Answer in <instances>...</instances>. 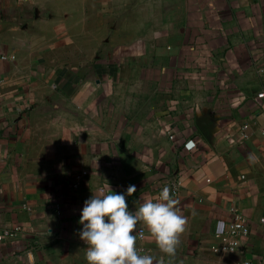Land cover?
Masks as SVG:
<instances>
[{
  "label": "crops",
  "instance_id": "1",
  "mask_svg": "<svg viewBox=\"0 0 264 264\" xmlns=\"http://www.w3.org/2000/svg\"><path fill=\"white\" fill-rule=\"evenodd\" d=\"M97 1L114 23L100 17L94 34L80 15L93 1L68 0L67 26L115 47L94 69L64 70L14 34L27 0H0V233L20 228L0 239V264L29 251L88 264L84 201L129 185L130 209L168 186L186 217L171 256L137 224L153 264H264V0ZM231 204L249 232L223 252Z\"/></svg>",
  "mask_w": 264,
  "mask_h": 264
},
{
  "label": "clouds",
  "instance_id": "2",
  "mask_svg": "<svg viewBox=\"0 0 264 264\" xmlns=\"http://www.w3.org/2000/svg\"><path fill=\"white\" fill-rule=\"evenodd\" d=\"M134 192L136 186L129 185L123 192L111 189L93 193L84 201L79 236L87 245L88 264H153L154 257L140 254L136 247L134 230L141 221L162 252L175 254L186 217L176 207L177 201L170 195L169 187L164 186L156 196L144 199L136 210L130 209L127 202ZM26 257L27 264H35L36 257L31 251Z\"/></svg>",
  "mask_w": 264,
  "mask_h": 264
},
{
  "label": "rangeland",
  "instance_id": "3",
  "mask_svg": "<svg viewBox=\"0 0 264 264\" xmlns=\"http://www.w3.org/2000/svg\"><path fill=\"white\" fill-rule=\"evenodd\" d=\"M92 1L91 6L87 7L90 11L80 15L87 17L88 25L91 24L89 30L95 34L99 31L94 30L92 24L104 14L97 11L101 8L100 2ZM27 3L24 11L11 15V20L20 27L14 34H21L30 47L43 54L49 67L64 70L94 69L97 64L104 63L101 60L107 57L105 54L111 53L115 47L96 43L100 39L94 35L85 39L83 30L69 28L67 25L73 24L78 14L68 12V0H27ZM115 16L109 14L103 19L114 23ZM69 17H72L70 21ZM77 32L81 35H77Z\"/></svg>",
  "mask_w": 264,
  "mask_h": 264
},
{
  "label": "built area",
  "instance_id": "4",
  "mask_svg": "<svg viewBox=\"0 0 264 264\" xmlns=\"http://www.w3.org/2000/svg\"><path fill=\"white\" fill-rule=\"evenodd\" d=\"M247 124L243 125V128H246ZM191 144V145H190ZM193 145L191 141L186 142L185 146L190 148ZM179 186V181H174L171 188L173 191H177ZM230 213V220L228 222L227 228L221 232L219 235L221 237V244L218 247V250L223 252H233L238 248L240 238L245 236L249 232L248 221L245 216L239 209L236 204H231L228 208ZM261 222H264V219L261 218ZM20 232V228L16 227L14 230H2L0 233V239L4 237H14ZM143 234V229H138V236L141 237ZM214 249V247H212ZM243 264H258L253 262L250 259L243 261Z\"/></svg>",
  "mask_w": 264,
  "mask_h": 264
}]
</instances>
